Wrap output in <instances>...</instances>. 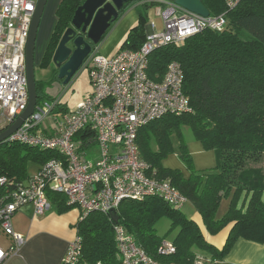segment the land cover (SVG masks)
I'll list each match as a JSON object with an SVG mask.
<instances>
[{
  "label": "trees",
  "instance_id": "1",
  "mask_svg": "<svg viewBox=\"0 0 264 264\" xmlns=\"http://www.w3.org/2000/svg\"><path fill=\"white\" fill-rule=\"evenodd\" d=\"M201 1L210 14L225 12L226 27L220 31L205 28L181 43L156 48L149 57V75L154 79L162 76L169 61L180 62L190 110L150 120L139 128L137 142L140 156L149 163L153 176L168 179L180 190L210 234L229 223L231 227L223 245L216 247L181 207L158 195L122 201L116 223L123 225L150 257L163 263L214 264L237 238L264 241V0H239L232 8L226 0ZM82 2L58 3L54 26L38 62L40 68L48 67L62 33ZM133 3L138 18L118 50L141 45L146 36L147 10L158 5L156 1L133 0L119 16ZM54 80L56 72L49 81L36 78L37 104L52 97L45 87ZM182 126L191 129L203 149L214 152L213 166L195 168L183 140ZM172 135L180 139L181 163L168 166L163 161L172 151ZM55 155L51 150L19 142H1L0 174L16 182L24 181ZM30 165L34 167L32 171ZM47 195L57 212L75 207L66 202L63 194L49 190ZM223 198L229 199L228 209L217 217ZM163 217L170 220V225L161 235L155 225ZM113 223L110 216L99 211H89L78 219L74 226L81 253L75 264H120ZM163 240H170L175 251L159 253Z\"/></svg>",
  "mask_w": 264,
  "mask_h": 264
},
{
  "label": "built area",
  "instance_id": "2",
  "mask_svg": "<svg viewBox=\"0 0 264 264\" xmlns=\"http://www.w3.org/2000/svg\"><path fill=\"white\" fill-rule=\"evenodd\" d=\"M144 1H156L161 7V31L146 34L138 48H122L113 56H105L94 46L83 62L91 92L64 112L49 132L37 128L56 102L36 104L32 114L3 140L51 150L56 155L24 181L0 174V234L11 240L6 248L0 244V264L24 243V236L13 229V214L20 206L31 204L35 215H43L51 208L49 190L63 194L68 204L78 207L79 218L89 211L109 216L111 210L117 212L122 201L150 195L176 207L186 202L168 179L154 177L149 163L140 156L137 133L141 126L165 114L190 110L180 62L169 61L162 76L154 79L149 75V57L156 48L181 43L205 28L223 30L228 20L225 12L203 16L174 0ZM238 1L226 0V5L232 8ZM36 3L0 0V131L28 101L25 45ZM113 230L120 264H175L150 257L123 225L114 222ZM157 251L171 253L175 246L163 240ZM80 253V238L75 235L63 263L75 264Z\"/></svg>",
  "mask_w": 264,
  "mask_h": 264
},
{
  "label": "crops",
  "instance_id": "3",
  "mask_svg": "<svg viewBox=\"0 0 264 264\" xmlns=\"http://www.w3.org/2000/svg\"><path fill=\"white\" fill-rule=\"evenodd\" d=\"M59 2L60 0H47L39 25V31L37 35L38 43L45 32L46 26L49 24L48 20L50 18L53 19L52 23L49 25V29H51L53 22L55 21L54 12ZM130 6H132V8L135 10L136 16L130 17L129 20L131 21V25L129 26V28H125L128 30L132 25L136 23L138 18L134 3L129 5L125 9V11L129 9ZM125 11L123 12L124 15L129 12L126 11L125 13ZM152 24L153 27L151 26ZM152 24L145 25L146 34L155 31V25L154 23ZM49 31L50 30H48V33ZM110 56H112V54ZM36 78L45 81H49L51 79V77L42 78L38 77L37 75ZM50 89L51 87L48 88V92L50 91ZM90 92L91 89L86 95H88ZM54 111L55 110L51 111V113L47 115V117H45L47 118L48 122H41V124L37 128L38 131H51L56 121L60 119L57 117V115H54ZM228 205L229 199L223 198L217 210V217L222 216L226 212V210L228 209ZM192 207L193 210L190 212L189 215L183 209L182 211L188 218L193 219L198 224L203 233L204 238L208 242L212 243L216 247H221L226 240L229 229L231 227V223L223 227L218 232L210 234L206 230L199 213L195 210L193 205ZM76 209L70 208L64 212H57L54 206L51 204V208L43 215H35L31 204H24L20 206L12 216V226L15 231L21 233L24 236V243L19 247L16 253L8 255L3 260L2 264H62L63 256L68 247V243L76 235V229L74 225L78 221L80 214V210L78 208ZM4 237L6 239V242L2 246L6 248L8 244H10L11 240L10 238H8V236ZM214 264H264V241L258 242L242 237L237 238L231 248L228 250V252L224 255V257L215 261Z\"/></svg>",
  "mask_w": 264,
  "mask_h": 264
},
{
  "label": "water",
  "instance_id": "4",
  "mask_svg": "<svg viewBox=\"0 0 264 264\" xmlns=\"http://www.w3.org/2000/svg\"><path fill=\"white\" fill-rule=\"evenodd\" d=\"M133 0H83L72 15L71 24L62 33L52 55L56 77L66 84L83 64L84 59L102 39L111 23L118 19L121 9ZM179 6L208 16L209 10L201 0H174ZM47 0H37L30 22L25 45V74L27 79L28 101L20 114L0 131V143L16 130L34 111L37 104L35 87V46L39 25ZM113 222L118 221L115 210L109 212Z\"/></svg>",
  "mask_w": 264,
  "mask_h": 264
},
{
  "label": "rangeland",
  "instance_id": "5",
  "mask_svg": "<svg viewBox=\"0 0 264 264\" xmlns=\"http://www.w3.org/2000/svg\"><path fill=\"white\" fill-rule=\"evenodd\" d=\"M130 7L129 9L126 10L129 11L128 13H126L125 11L126 13L125 15L123 13L117 20H115L112 23L110 28L105 33L103 39L96 45V47L99 48L100 52L105 56L106 55L110 56L111 54L113 56L118 51L119 46L128 30L125 28H129V26L131 25V21L129 20L130 17L136 16L135 10L132 8V6ZM160 8L161 7L159 5H155L147 10L146 24L154 23L155 25L154 30L157 32L161 31L164 26L163 17L159 13ZM52 20H53L52 18L48 20L49 24L46 26L45 32L42 35V38L40 39L39 43L37 41V45L35 48L36 75L42 78H49V77L53 78L55 74V67L52 63V59L47 69H43L38 66V61L40 60L44 52V49L50 37V33L55 23L54 21L51 29H49L50 28L49 25L52 23ZM48 30H50L49 33ZM52 83L46 85L45 91L49 93L50 96L52 95L54 97L47 98L46 100H48L51 103H53L54 101L57 102L54 115H57L58 118H61L64 112L70 111L73 108H75L78 102H80L88 93V91L91 89V82H90L88 68L84 63L73 74V76L66 84L61 83V81L58 80V78L57 81L54 80ZM50 87L51 89L48 92V88ZM42 122L43 123L48 122L47 118H44ZM0 124H2L1 116H0ZM181 132L183 135V140L187 144V147L192 154L195 168L202 170L204 168H208L209 166L215 164L214 152L212 150H203L201 144L199 143L198 140H196L191 129L188 126H182ZM171 141H172V151L164 159L163 163H165L168 166L180 165L181 162L178 156L180 151L179 149L180 139L176 135H172ZM153 148L156 147L153 145ZM92 150H96V146H93ZM29 169L32 171L34 167L30 165ZM76 208L78 207L75 206L74 208L71 209H76ZM182 209L189 215L190 212L193 210V207L190 202H186L182 207ZM169 225H170V220L168 218L166 217L161 218L155 225L156 232L161 235L166 233V231L169 228ZM172 234L173 232L170 233V235ZM5 242H6L5 237L2 234H0V244L3 245Z\"/></svg>",
  "mask_w": 264,
  "mask_h": 264
},
{
  "label": "flooded vegetation",
  "instance_id": "6",
  "mask_svg": "<svg viewBox=\"0 0 264 264\" xmlns=\"http://www.w3.org/2000/svg\"><path fill=\"white\" fill-rule=\"evenodd\" d=\"M93 48V47H92Z\"/></svg>",
  "mask_w": 264,
  "mask_h": 264
}]
</instances>
